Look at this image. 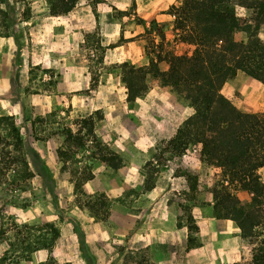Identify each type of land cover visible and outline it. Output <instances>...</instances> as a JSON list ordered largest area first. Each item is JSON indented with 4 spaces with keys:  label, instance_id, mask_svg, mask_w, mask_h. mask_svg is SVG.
Wrapping results in <instances>:
<instances>
[{
    "label": "rangeland",
    "instance_id": "1",
    "mask_svg": "<svg viewBox=\"0 0 264 264\" xmlns=\"http://www.w3.org/2000/svg\"><path fill=\"white\" fill-rule=\"evenodd\" d=\"M89 2L93 6L97 2H102L112 7L116 11L115 15L123 23L129 22L128 19L134 15L137 25L135 30H141L145 22L152 25V29L142 41L145 43L149 57V63L144 68L153 62L154 69L149 70L147 82L143 73V75L136 76V78H141L137 82L142 86L146 85L147 90L138 93L135 98L127 96L126 85L130 79H128L129 76L123 64L119 65L118 70L113 73L117 75V78L110 79L112 80L111 90L119 94L112 103L119 107L117 113L120 111L121 127H127L129 135L134 133L135 128L139 133H146L142 136L144 142H148L150 135L148 136L147 133H152L145 150L147 161L140 170L144 182L138 181V175L136 177L126 176L125 170L129 169L127 156L117 154L106 143L103 144L108 147L110 156L116 154L117 160L111 161L109 165L95 161L89 167L90 157L95 156L94 154L99 155V153L88 141L83 149L70 148L72 159L67 162V169L62 171L63 163L58 157L57 150H67V146L63 138L56 134L63 127L70 126L74 120H82L91 116L96 123L103 117L99 110L83 118H71L68 116L69 103L65 102L67 105L63 107L62 113L52 111L41 116L32 115L26 121L17 123L16 126L19 128L22 139L29 144L42 161V157L45 158L47 175L32 168L35 176L24 183L19 175L0 169V264L85 263L83 260V245L87 239L83 228L85 218L89 216L96 223L106 225L115 202H121L130 207L135 205L134 200L138 196L139 189L145 192L154 187L157 176L162 171L168 176L180 177L184 182V187L177 189L178 192L175 189L169 193V201L187 206L186 211L180 208L182 212L180 220L184 222L188 238L191 237L192 240L196 226L191 217L188 200L192 196L199 200L203 194L213 200L211 191H216L222 179L228 177L222 167L204 162L200 144L190 143L184 147L183 144L189 137L184 134L187 130L183 128L185 122L194 115L190 100L195 94L190 87L182 86L180 89L165 83L170 76V62L183 54L187 59L193 58L191 55L196 52L194 40L185 42L183 29H178L177 11L181 8V1L89 0ZM19 6L24 8L23 13L26 11L28 14L35 11L33 8H38L39 11L42 8L48 9L46 0H8V10L10 8L16 11ZM238 12L240 15L244 13L243 10ZM16 23L17 20L4 24L8 30L5 32V29L0 28V32L4 31V33L14 35ZM186 28V35L191 34L190 23H186ZM233 36L236 41L246 40L243 32H237ZM259 37L264 41V30ZM92 51L95 52L93 56ZM82 59L83 63L89 67V88L95 90L99 82L100 74L98 73L105 75L108 71L107 65L102 62L101 47L99 42L96 43V39H89V43L83 47ZM194 60L195 62L191 63L185 60L182 67L183 74L185 71L186 82L197 80V75H188V69L199 67L198 59L194 58ZM28 71L31 98L26 106L33 109L35 100H37L33 93L41 85L39 79L40 82L43 80L41 88L45 91L52 90L54 79L49 77L50 70H44L46 76L32 67ZM104 78L109 79V76H104ZM176 78L175 76L170 81H175ZM118 79L123 85L119 84ZM33 80L36 81L33 82ZM219 94L229 106L239 113L264 118V84L262 82L239 73L233 80H228L222 85ZM205 129L204 127L201 131ZM85 130L87 131L86 128ZM261 131L264 133V126L261 127ZM85 139L90 140L87 135ZM96 162H100L105 168L114 172L109 185H117L122 191L120 198H111L106 193H86L85 183L81 188L75 187L74 180L89 172L94 177L93 169ZM246 171L249 172V176L254 177L261 188L258 198L261 203L260 219L257 221L258 227L253 231L259 242L264 238V151L261 150L254 154V157L246 160ZM45 182L50 185L51 191L46 187ZM193 184L196 187L191 191L190 187ZM242 195H238L239 200L246 203L247 197ZM239 242L242 244L244 262H248L251 259L250 253L258 250L260 246L259 244L251 245L242 240L240 236ZM81 243L84 244L81 245ZM35 249L37 250L33 251ZM126 256L129 257V255ZM142 258H144V253H139L137 256L132 255L127 264H135ZM33 259H38V263H35Z\"/></svg>",
    "mask_w": 264,
    "mask_h": 264
},
{
    "label": "crops",
    "instance_id": "2",
    "mask_svg": "<svg viewBox=\"0 0 264 264\" xmlns=\"http://www.w3.org/2000/svg\"><path fill=\"white\" fill-rule=\"evenodd\" d=\"M23 9L21 6L16 11L9 8L10 17L17 20L16 32L10 37L0 36V114L13 117L17 125L32 115L62 113L65 102L69 103L71 118H83L99 110L103 117L95 123L96 137L117 154L127 156L126 176L138 175V181L144 182L140 170L147 161L145 150L152 133H147L150 136L148 142H144L142 136L146 133H139L135 128L129 135L128 128L121 127L119 107L112 103L119 94L111 90L110 79L117 78L113 73L119 65L135 68L148 65L149 57L142 40L152 25L145 22L141 30H135L134 15L123 23L115 15V9L102 2L93 6L89 0H79L65 16L52 17L47 8L41 11L33 8L35 11L24 19ZM89 39L99 42L102 62L108 68L107 74L98 73L95 90L89 88V67L82 59V49ZM94 54L92 51L91 55ZM30 67L40 74L50 70L49 77L54 79L51 91L42 89L43 80L39 79L41 85L36 92L34 90L37 100L33 109L26 106L31 98ZM118 82L123 85L119 79ZM42 159L47 166L45 158ZM93 170V179L84 185L86 193H106L115 199L122 196L117 185H109L113 171L100 162L95 163ZM182 181L162 171L154 187L145 192L139 189L135 205L115 202L106 225L86 217L83 228L91 262L83 256V264H123L127 253L134 256L144 253L149 264H243L238 224L231 219L217 218L213 200L206 194L199 200L195 196L188 200L196 226L189 243L187 228L180 220L179 203L169 201V193L175 189L178 192ZM33 260L38 263V259Z\"/></svg>",
    "mask_w": 264,
    "mask_h": 264
},
{
    "label": "trees",
    "instance_id": "3",
    "mask_svg": "<svg viewBox=\"0 0 264 264\" xmlns=\"http://www.w3.org/2000/svg\"><path fill=\"white\" fill-rule=\"evenodd\" d=\"M78 1L46 0L48 13L52 17L68 15L76 7ZM180 1L181 8H177L178 29H183L185 42L194 40L196 52L191 55L193 58L187 59L185 54L174 58L173 62H170V76L168 80L164 81L166 84L180 89L182 86L190 87L195 94L190 100L194 108V115L185 122L183 128L187 130L184 134L189 138L183 145L186 147L190 143L200 144L204 162L220 166L225 173L227 172L228 177L222 179L216 191H211L214 215L219 219L235 221L240 228L242 240L251 245L259 244L260 248L256 251L253 250L250 253L251 259L243 264H264V238L257 242V237L253 232L258 227L257 221L260 219L261 203L258 198L261 188L254 177L249 176V172L246 171V160L254 157V154L261 150L264 151V133L261 131V127L264 126V118L258 115L239 113L229 106L219 94L222 85L228 80H233L239 73L264 84V41L259 37V34L264 30V0ZM239 10H243L244 13L240 15ZM29 16L30 14L26 11L23 13L24 19H28ZM13 21L8 10V0H0V28L5 29L6 32L8 27H4V24ZM186 23L191 24V34L189 33V35H186ZM237 32H243L246 40L236 41L233 35ZM0 35L13 36V34L4 33V31L0 32ZM194 58L198 59L199 67L188 69V75L195 74L198 77L196 81L186 82L185 71L183 74L182 67L185 60L187 63H191L195 62ZM123 65L129 76L128 79H130L126 85L127 96L135 98L138 93L147 90L146 85L142 86L137 82L141 78H136V76L143 73L147 82L149 70L154 69V63L151 62L147 68L138 69L127 64ZM175 76L176 80L170 81ZM224 114L226 116H223ZM94 127V119L89 116L82 120H74L70 126L63 127L56 134L63 138V142L67 146V150H57L58 157L63 163L62 171L67 169L66 164L72 159L70 148L83 149L88 141L99 153V155L94 154L95 156L90 157L89 167L95 161L109 165L111 161L117 160V155L110 156L108 147L96 137ZM204 127L205 131H201ZM85 135L90 140H86ZM32 168L47 175L43 161L22 139L13 117L1 115L0 169L19 175L20 180L27 183L35 176ZM92 178L93 175L89 172L74 180L75 187L81 188ZM45 185L51 191L47 182ZM195 187L193 184L190 187L191 191ZM238 195L247 197V202L240 201ZM191 199L193 197L189 200ZM179 207L183 211L188 209L187 206L181 204ZM191 241L190 237L189 243ZM83 244L81 243V245ZM83 254L90 263L91 260L85 245H83ZM126 255L123 264H127L132 256L130 253ZM136 264H149V262L142 258Z\"/></svg>",
    "mask_w": 264,
    "mask_h": 264
}]
</instances>
